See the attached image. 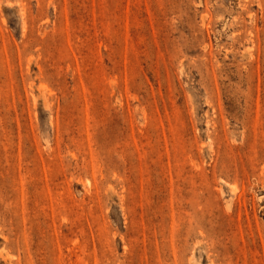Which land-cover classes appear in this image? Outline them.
Here are the masks:
<instances>
[{
	"label": "rangeland",
	"instance_id": "374dc122",
	"mask_svg": "<svg viewBox=\"0 0 264 264\" xmlns=\"http://www.w3.org/2000/svg\"><path fill=\"white\" fill-rule=\"evenodd\" d=\"M0 264H264V0H0Z\"/></svg>",
	"mask_w": 264,
	"mask_h": 264
}]
</instances>
